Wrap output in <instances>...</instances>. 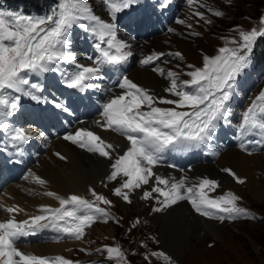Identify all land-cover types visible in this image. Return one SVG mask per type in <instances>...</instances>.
Listing matches in <instances>:
<instances>
[{"label": "snow or ice", "instance_id": "1", "mask_svg": "<svg viewBox=\"0 0 264 264\" xmlns=\"http://www.w3.org/2000/svg\"><path fill=\"white\" fill-rule=\"evenodd\" d=\"M102 3L106 6L111 20L115 21L118 13L137 3V0H102ZM160 3L161 6H167L166 0H160ZM193 3L194 0H188L190 6ZM209 11L217 17L224 15L219 10L209 8ZM195 15L200 20H205L202 12ZM210 22L205 20V23ZM177 23L184 24L185 21L178 20ZM259 23V29L240 31V40L230 41L236 47H221L218 55H205L202 67L188 65L192 69L186 73L189 80L178 83V74L168 71L166 79L169 84L164 91L174 98L157 97L127 76L118 79L115 87L121 92L114 93L103 104L99 112L100 119L95 123L102 130L117 133L128 142L122 154L116 153L118 145L107 142L87 128H78L63 139L88 153L108 159L111 162V172L106 179L114 181L118 177L123 178L120 186L113 189V194L127 203H131L130 193L148 185L154 178L156 185L150 191H144L141 197L145 200H157L159 206L152 208L153 212H161L178 201L186 200L196 213L210 219H255L251 212L238 205L241 198L232 192L210 197L208 193L219 186L215 180L205 177L192 187H186L185 178L170 182L156 175L153 169L160 163L165 150L185 151L206 145L213 139L218 122L226 121L229 115L228 104L237 78L249 67L255 42L264 37V16L260 17ZM74 26L83 28L98 41L94 44L98 55L95 58L88 57L92 60V66L77 63L70 50V35ZM129 47L117 38V24L94 14L87 0H58L51 14L42 17L16 11H0V129L8 130L7 134L14 144H23L31 139V134L24 128H12L5 119L18 110L21 98L5 95L6 90L22 93L34 101L40 100L34 93L42 90L41 85L31 82L29 74L55 72V65L66 62L76 70L62 73L63 84L69 89L83 92L95 87L89 81L103 79L102 66L116 67L126 63L132 55ZM162 55L164 54L154 52L140 63L151 64ZM173 55L183 58L179 52ZM152 71L161 76L165 75L160 68L154 67ZM25 86L34 91H25ZM189 88L191 90H186ZM158 104L172 107H160ZM237 131L241 139L250 134L264 137V90L241 114ZM241 147L244 145L241 144ZM55 155L60 160L66 159L60 153ZM222 171L237 183H244L232 169L224 168ZM29 175L36 184L42 187L47 184L39 176L32 173ZM88 191L94 200L75 194L62 197L54 191H45L43 195L58 201L59 207L41 205L37 214L29 215L23 220L16 219L17 214L24 212L23 208L0 204V210L8 214L6 219L0 221V264H76L59 255L49 258L25 253L17 247L16 241L49 227L75 240H81L86 229L97 220L104 219L107 222L110 213L99 205H110L111 201L92 188ZM153 193L158 196L153 197ZM103 251L109 259L116 258L127 264L119 247H105ZM150 255L161 259L164 264H175L171 256L163 251L152 252Z\"/></svg>", "mask_w": 264, "mask_h": 264}, {"label": "rangeland", "instance_id": "2", "mask_svg": "<svg viewBox=\"0 0 264 264\" xmlns=\"http://www.w3.org/2000/svg\"><path fill=\"white\" fill-rule=\"evenodd\" d=\"M28 1H31V3H38V0ZM47 1H50V11L52 7L56 8L58 0ZM151 1L154 0H145L146 3ZM178 1L179 5H181L180 10L173 16L168 28L164 30L160 36L153 37H157L159 39V37L164 36L160 38L162 45L169 49L164 51L168 52L167 58H163L158 63V68L163 69L165 73L163 77L165 79L168 71L171 70L176 72L178 74V83L190 79V77L186 75L187 72L192 70L188 67V65L202 67L203 57L201 56L203 55V49H208L210 51V55L208 56L211 57L218 55V50L221 47H236V45L230 43V41H239L240 31H250L253 28L259 29L261 27L259 23L260 17L264 16V0H194V3L191 6L188 4V0H183L182 2H180V0ZM42 2H44V0H42ZM87 2L93 9L94 14L99 16L102 0H87ZM200 5H204V7H201ZM36 6L39 7L44 5L37 4ZM102 6L106 12L105 17L107 18V21L112 22L111 17L108 15L106 6L103 3ZM209 8L213 10H219L223 12L224 15L217 17L209 11ZM197 12H202L204 14L205 20H209L211 22L205 23V20H200L199 17L195 15ZM48 14H43L40 10L38 12L35 11L31 16L42 17ZM178 20H184L185 23H177ZM113 22L117 24V27H121L116 20ZM189 25H191V27H189ZM169 29H172V31H169ZM117 31H121V29L117 28ZM194 33H198V35H194ZM172 37H175V39L178 40L185 39L186 42H188V49L184 51L185 53L170 43ZM70 38L72 41L70 50L74 53L76 60H79L81 59V56H79L81 55L80 48L83 47V49L87 50L90 39H93L94 37L88 34L83 28L74 26L73 30L71 31ZM132 41L143 45L145 43V41L142 42L135 39ZM153 46L150 48V53L160 52L161 48L159 49L157 45ZM258 47L264 48V37L258 38L255 42L249 67L245 69L244 72L237 78L236 85L234 86L233 90V96L228 104L229 115L226 121L218 122L217 130L215 132H218L219 136L214 138L219 137L220 139L218 143L220 144L226 141L228 145V140L224 138V135L238 129L241 114L250 106L256 96L259 95L262 90H264V50L260 51ZM255 51H258L263 58L261 66H255L257 61L254 54ZM176 52L181 53L183 58L181 59L173 55ZM143 55L144 54H136L131 59H129L128 61L130 67H137L138 60ZM54 67H57V65ZM72 67V65L65 64L63 66V71L71 69ZM59 71L62 70L58 69L57 72ZM150 73L153 75V72ZM156 74L161 76L159 73ZM61 75L62 73L60 75H50V77H44V83L47 84L48 80L50 79L49 83L51 86L54 83L53 79H56L59 76L57 79L59 80ZM43 79L42 76H37V81L40 82ZM130 79L133 82L136 81L135 83L138 85L145 87L136 79L132 77ZM166 80L167 84H169L168 79ZM147 89L151 90V92L157 97L163 96L165 98H174L164 91L165 88L162 89V92H157L156 90L154 91L152 88ZM24 90L29 91V89L27 90L26 87H24ZM186 90L191 89L189 88ZM5 95L11 96L10 91L6 90ZM17 95H19V93H17ZM22 103L23 102H21V104ZM157 106L172 107L171 105L159 104ZM3 110L5 111V109ZM27 116L28 115L22 114V121L23 118ZM101 137L109 143L112 141L106 135L101 134ZM213 139L209 141L212 148H214L212 142ZM72 148L74 147L72 146ZM235 148L242 152L240 149H238V147ZM74 149L81 153L87 154L79 149ZM123 151L124 150L116 151V153L122 154ZM260 154L264 155V151H261L257 154L254 153L253 155ZM216 161L217 158L215 161H208L205 162V164L213 165ZM108 162V171L110 173L111 162L109 160ZM199 164H195L189 169L185 168L184 171H179H189L190 169L199 166ZM232 167L233 166H231L229 163L221 161L219 170L222 171L224 168L232 169ZM232 170L237 176H239L238 171L234 167ZM256 170L257 168L254 169L255 180L258 181L257 177H259V174H257L258 171ZM223 173L226 176L231 177L227 173ZM155 174L165 178L157 172ZM260 176H262L261 178L264 181V174H261ZM106 177L104 185H102L99 190L95 191L111 201L110 205H99L110 213V218H108L107 222H105L104 219H99L93 223L91 227L86 229V234L81 240L68 241L69 243L75 244L66 248V250H64V254H59V256H63L66 259L76 262V264H123L122 261H119L116 258L109 259L107 253L103 251L105 247H119L125 255L127 264H164L161 259L150 255L152 252L160 251H163L171 256L175 264H264V196H262L261 199H257L246 189V187L241 184H238L239 186H237V189L225 188L222 186V184H220L218 178L210 175L199 176L197 177L198 179H192L190 176H188V182L186 176L182 177L185 178L186 187H192L198 183L199 179L205 177L217 181L219 186L214 191L208 193L210 197L215 198L222 196L227 192H232L234 195H238L241 198L237 202L238 205L247 209L256 217L255 219L241 218L234 221L227 219L224 221L211 219L217 222L218 225H223L218 235L210 232L202 226L203 228H197V236H183V234L180 233L177 226L174 224H168L163 228L164 230L162 229L163 225L160 223V221L163 220L160 214L162 211L158 213L152 211V208L159 206L156 199L145 200L141 198L144 191H150L151 187L156 184L154 178H152L153 184L149 183L148 185H143L142 188L135 190L139 192L137 198L138 200L133 198L135 191L130 193L131 203H127L121 197L113 194V189L120 186V182L123 178L118 177L117 180L109 181L106 179ZM40 178L46 180L43 175L40 176ZM34 184L36 187H40V185L36 183ZM226 185L229 186L230 183H226ZM156 196L157 194L153 193V197ZM86 197L87 198L85 199L94 200L90 193ZM159 199L162 200L163 197H159ZM183 201L188 207V203L185 200ZM138 203H140V205H138ZM189 209L194 215H199L192 209V207ZM137 220L139 223H137ZM96 225H102L108 229L112 228L110 234L106 236L99 234L97 230H93V227ZM98 229L101 230L102 228L99 227ZM162 235H164V239H168V242L171 241L169 243H172L174 246L178 247L179 252L176 256H173L171 253L165 250L164 245H162L163 241H161L163 240ZM146 256L148 259H145Z\"/></svg>", "mask_w": 264, "mask_h": 264}, {"label": "bare ground", "instance_id": "3", "mask_svg": "<svg viewBox=\"0 0 264 264\" xmlns=\"http://www.w3.org/2000/svg\"><path fill=\"white\" fill-rule=\"evenodd\" d=\"M141 3L142 0L138 2V4ZM137 7L138 6H134L133 8H137ZM99 13H100L99 16L105 21H107V18L105 17L106 12L102 6V3ZM162 37H159V39L156 37L151 40H146L143 45V44H138L135 41H132L133 39H131L128 36V34L126 35V33L122 31H117V38L123 40L125 43H127L130 46L128 50L131 51L132 55L128 58V60L131 59L136 54L146 55L150 53V48H152L151 46L153 45H157L159 49L161 48L160 51L169 50L167 47L162 45V41L160 39ZM170 41L171 44H173L177 49H180L183 52L188 49V42H186L185 39L178 40L175 39V37H172ZM202 52L203 55L201 57H204L205 55L207 56L210 55V51L208 49L205 50L203 49ZM79 56H81V59L77 60V63H80L85 66H92V62L88 59L89 56L86 52H81V55ZM63 65H64L63 63H59L58 69L62 70ZM123 71L127 73L130 78L132 77L136 79L143 86H145L146 88H152L154 89V91L156 90L157 92H162V89L168 86L167 80L163 76H158L154 71L141 68L139 66L132 68L128 63L124 64ZM150 72H153V75ZM60 73L61 71L49 72L40 75L33 74L32 77L30 78V81L33 83H37V76H42L43 79L44 77H50V75H59ZM44 81L45 78L42 81H40V83L45 84ZM25 87L27 90L29 89L30 91V88L28 86ZM14 96L21 97L20 105L21 102H25L27 100V96L22 95V93H19V95H17V93L14 92ZM13 117L22 120V113L15 114L13 115ZM22 122H23V126L29 131H31L36 137V139L40 140V143L44 148L43 153L29 152L27 159L28 164L35 171L36 173L35 175H40V176L43 175L46 178L48 184H46V186L43 187L42 186L36 187L34 183L31 184L24 183L21 180H24L25 177L30 174V172H26L22 177H20L17 180L20 181L19 183H17V181H14V183L9 184L10 186L4 189V192H7L8 196L7 197L0 196V197L7 204L12 203V205H18L19 207L24 209V212L17 214L18 217H26L32 214H37L38 209L41 205H47L49 207H59L58 201H56L51 197H47L43 195L45 191H54L62 197H67L68 195L75 194L87 198L86 196L90 193L88 191L89 188H92L94 190H99L101 186L104 185L105 177L109 174L108 159L100 157L97 154L88 153L85 151L83 152L89 155L81 153L75 150L74 146H73L74 148H72V145L70 146V144L64 142L63 139L61 138H55L50 142H47L45 136L42 134V126H43L42 120L35 119L29 115V117L28 116L24 117ZM7 124L11 127L13 126V124L10 123L9 120ZM100 133L108 136L112 140L110 142L111 144H116L119 146L116 149V151H121L126 149L128 142L123 137L116 136L109 131H100ZM52 147L57 149V152L65 156L66 159L60 160L56 155H53L51 153ZM35 160L37 161L35 162ZM221 161L229 163L238 171L239 177L244 180V183L241 185L246 187V189L254 197H256L257 199H261L262 196H264V190H263L264 181L261 178L262 176H260L261 174H264V155L245 154L238 151L237 148L234 147L223 146L222 150L217 153V161L213 165L200 163L199 166H196L190 169L189 171H185V172H180L178 169L171 167H163L160 165H156L153 171L155 173L157 172L161 174L170 182L179 181L182 177L185 176L188 182L189 181L188 176H190V178L192 179H196L199 176L210 175L218 178L220 184H222L223 187L229 189L230 188L237 189V186H239L238 184L240 183H237L235 180H233V178L226 176L222 171L219 170ZM255 168H257L256 171H258L257 174H259V177H257L258 181L255 180V172H254ZM150 183L153 184V179L150 180ZM226 183L227 184L230 183V185L227 186ZM155 185L156 184H154L153 186ZM138 193H139L138 191H135L133 198L137 199ZM138 205H140V203H138ZM188 207L191 208V205L189 203H188ZM188 207L182 200L162 210V213H160L163 219L162 221H160V223H162L163 225L162 229L168 224H174L177 226L178 230L180 231V233L183 234V236H197L198 235L197 228L199 229V227L203 226L210 232L216 235L219 234L223 225L220 226L218 225L217 222L209 218L201 217L199 215H194L193 213L190 212V209ZM3 218L4 215L0 210V219ZM99 227H101L102 229L99 230L98 229ZM111 229H108L107 227L102 225L101 226L96 225L93 227V230H97L99 234L104 236L109 235ZM162 236L161 237L163 238V240L161 241H163L162 245H164L165 250L171 253L173 256H176L179 252L178 247L174 246V244L172 243H169L171 241L168 242L167 241L168 239H164V235ZM73 244L75 243H69L68 241L67 242L61 241V242L47 243V244L45 243L39 244L36 242H31L29 245L19 246V247L24 252L32 253L34 255L40 256L48 253L59 255V254H64V250H66V248L72 246Z\"/></svg>", "mask_w": 264, "mask_h": 264}, {"label": "trees", "instance_id": "4", "mask_svg": "<svg viewBox=\"0 0 264 264\" xmlns=\"http://www.w3.org/2000/svg\"><path fill=\"white\" fill-rule=\"evenodd\" d=\"M6 1L9 2V3H11V4H14V5H19V4L20 5H25L26 2L31 3V1H28V0H6ZM38 1H42V0H38Z\"/></svg>", "mask_w": 264, "mask_h": 264}]
</instances>
